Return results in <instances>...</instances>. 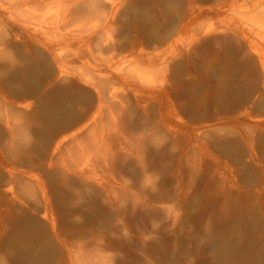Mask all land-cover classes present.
I'll use <instances>...</instances> for the list:
<instances>
[{"label":"rangeland","instance_id":"374dc122","mask_svg":"<svg viewBox=\"0 0 264 264\" xmlns=\"http://www.w3.org/2000/svg\"><path fill=\"white\" fill-rule=\"evenodd\" d=\"M0 264H264V0H0Z\"/></svg>","mask_w":264,"mask_h":264},{"label":"bare ground","instance_id":"6f19581e","mask_svg":"<svg viewBox=\"0 0 264 264\" xmlns=\"http://www.w3.org/2000/svg\"><path fill=\"white\" fill-rule=\"evenodd\" d=\"M214 66V65H213Z\"/></svg>","mask_w":264,"mask_h":264}]
</instances>
